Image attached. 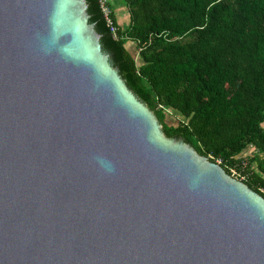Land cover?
Here are the masks:
<instances>
[{
	"label": "water",
	"instance_id": "water-1",
	"mask_svg": "<svg viewBox=\"0 0 264 264\" xmlns=\"http://www.w3.org/2000/svg\"><path fill=\"white\" fill-rule=\"evenodd\" d=\"M85 0H0V264H264V199L159 137Z\"/></svg>",
	"mask_w": 264,
	"mask_h": 264
},
{
	"label": "trees",
	"instance_id": "trees-1",
	"mask_svg": "<svg viewBox=\"0 0 264 264\" xmlns=\"http://www.w3.org/2000/svg\"><path fill=\"white\" fill-rule=\"evenodd\" d=\"M88 23L127 88L181 140L264 199V0H85ZM245 164V166H244ZM231 177V176H230Z\"/></svg>",
	"mask_w": 264,
	"mask_h": 264
},
{
	"label": "built area",
	"instance_id": "built-area-1",
	"mask_svg": "<svg viewBox=\"0 0 264 264\" xmlns=\"http://www.w3.org/2000/svg\"><path fill=\"white\" fill-rule=\"evenodd\" d=\"M101 11H102L103 17H104V19H105V21L107 23V26L110 29V32L115 35V33L117 31V28L113 25V22L110 19V10H109V7L107 6V1L106 0H103L101 2ZM216 164L220 165L221 164L220 160H217ZM244 166H245V164H244ZM230 173L239 182H242V181L246 180V178H247L246 175H243L236 168L230 169Z\"/></svg>",
	"mask_w": 264,
	"mask_h": 264
},
{
	"label": "rangeland",
	"instance_id": "rangeland-1",
	"mask_svg": "<svg viewBox=\"0 0 264 264\" xmlns=\"http://www.w3.org/2000/svg\"><path fill=\"white\" fill-rule=\"evenodd\" d=\"M108 2H109V4L111 5V9H112V11L114 12V14H115V16H116V18L117 19H119L120 18V14H119V12H118V10H117V8L119 7L118 6V4H117V2L119 1V0H107ZM153 114V113H152ZM155 117V116H154ZM156 119V118H155ZM159 130H160V134H159V137L161 138V139H163L164 141H166L167 143H170L171 142V139H167L163 134H162V131H161V126L159 125ZM177 141H181V140H177ZM183 142V141H182ZM184 143V142H183ZM185 144V143H184ZM185 145H187V144H185Z\"/></svg>",
	"mask_w": 264,
	"mask_h": 264
},
{
	"label": "crops",
	"instance_id": "crops-1",
	"mask_svg": "<svg viewBox=\"0 0 264 264\" xmlns=\"http://www.w3.org/2000/svg\"><path fill=\"white\" fill-rule=\"evenodd\" d=\"M118 4V12L120 14V18L117 19L118 20V24L119 25H122V26H126L127 23H128V14H127V11H126V8L125 7H122L121 4H120V0L117 2Z\"/></svg>",
	"mask_w": 264,
	"mask_h": 264
}]
</instances>
